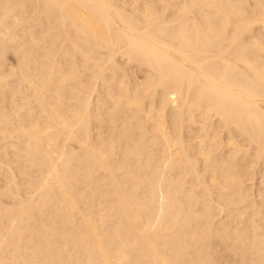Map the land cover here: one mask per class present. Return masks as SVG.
Returning <instances> with one entry per match:
<instances>
[{
    "label": "bare ground",
    "instance_id": "6f19581e",
    "mask_svg": "<svg viewBox=\"0 0 264 264\" xmlns=\"http://www.w3.org/2000/svg\"><path fill=\"white\" fill-rule=\"evenodd\" d=\"M0 264H264V0H0Z\"/></svg>",
    "mask_w": 264,
    "mask_h": 264
},
{
    "label": "rangeland",
    "instance_id": "374dc122",
    "mask_svg": "<svg viewBox=\"0 0 264 264\" xmlns=\"http://www.w3.org/2000/svg\"><path fill=\"white\" fill-rule=\"evenodd\" d=\"M12 60V59H11Z\"/></svg>",
    "mask_w": 264,
    "mask_h": 264
}]
</instances>
